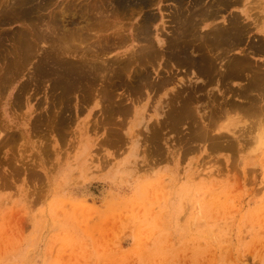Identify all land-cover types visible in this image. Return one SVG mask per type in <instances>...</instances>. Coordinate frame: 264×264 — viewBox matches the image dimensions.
I'll return each instance as SVG.
<instances>
[{"label":"rangeland","instance_id":"rangeland-1","mask_svg":"<svg viewBox=\"0 0 264 264\" xmlns=\"http://www.w3.org/2000/svg\"><path fill=\"white\" fill-rule=\"evenodd\" d=\"M13 1L0 264H264V0Z\"/></svg>","mask_w":264,"mask_h":264},{"label":"bare ground","instance_id":"bare-ground-1","mask_svg":"<svg viewBox=\"0 0 264 264\" xmlns=\"http://www.w3.org/2000/svg\"><path fill=\"white\" fill-rule=\"evenodd\" d=\"M7 1H8V0H7ZM183 1H184V0H183ZM228 1H229V0H228ZM244 1H245V0H244ZM257 1H258V0H257ZM12 2L14 3L13 0H12ZM178 2H179V1H178ZM184 2H185V1H184ZM186 2H187V1H186ZM202 2H203V1H202ZM232 2H233V1H232ZM249 2H250V1H249ZM2 3H3V1H2ZM16 3H18V2H16ZM112 3H113V2H112ZM251 3H252V2H251ZM5 4H6V3H5ZM5 4H4V5H5ZM182 4H183V3H182ZM185 4H186V3H185ZM203 4H204V3H202V5H203ZM237 4H238V3H237ZM246 4H247V3H246ZM249 4H250V3H249ZM260 4H261V3H260ZM263 4H264V3H263ZM28 5H29V4H28ZM76 5H77V4H76ZM186 5H187V4H186ZM197 5H198V4H197ZM224 5H225V4H224ZM2 6H3V5H2ZM67 6H68V5H67ZM95 6H96V5H95ZM184 6H185V5H184ZM222 6H223V5H222ZM222 6H221V7H222ZM232 6H234V5H232ZM248 6H249V5H248ZM7 7H9V6H6V9H7ZM15 7H16V6H15ZM19 7H20V6H19ZM19 7H17V9H18ZM24 7H25V6H24ZM48 7H49V6H48ZM65 7H66V6H65ZM70 7H71V6H70ZM119 7H120V6H119ZM176 7H177V6H176ZM199 7H201V4H199ZM199 7L196 6L195 8H198V9H199ZM202 7H203V6H202ZM257 7H260V6L257 5ZM257 7H256V8H257ZM4 8H5V7H4ZM4 8H3V9H4ZM66 8H67V7H66ZM71 8H72V7H71ZM80 8H81V7H80ZM87 8H88V7H87ZM186 8H187V6H186ZM195 8H194V9H195ZM246 8H248V7H246ZM254 8H255V7H254ZM254 8H253V9H254ZM260 8H261V7H260ZM90 9H91V8H90ZM212 9H213V8H212ZM219 9H220V8H219ZM222 9H223V8H222ZM248 9H249V8H248ZM250 9H251V7H250ZM258 9H259V8H258ZM258 9H257V11H258ZM4 10H5V9H4ZM36 10H37V9H36ZM91 10H92V9H91ZM91 10H89V11H91ZM191 10H192V9H191ZM191 10H190V11H191ZM195 10H196V9H195ZM205 10H206V8H205ZM209 10H210V9H209ZM251 10H252V9H251ZM254 10H255V9H254ZM5 11H6V10H5ZM11 11H12V10H11ZM33 11H34V10H33ZM87 11H88V10H87ZM243 11H244V10H243ZM248 11H249V10H248ZM27 12H28V11H27ZM98 12H99V11H98ZM181 12H182V11H181ZM195 12H196V11H195ZM197 12H198V11H197ZM244 12H245V11H244ZM251 12H252V11H251ZM18 13H19V10H18ZM81 13H82V12H81ZM87 13H88V12H87ZM87 13H86V14H87ZM191 13H193V12H191ZM202 13H203V11H202ZM208 13H209V12H208ZM216 13H217V12H216ZM249 13H250V11H249ZM256 13H257V12H256ZM13 14H14V13H13ZM79 14H80V13H79ZM94 14H95V13H94ZM100 14H101V13H100ZM177 14H178V13L176 12V15H177ZM186 14L188 15V13H186ZM221 14H222V13H221ZM32 15H33V14H32ZM70 15H72V14H70ZM73 15H75V14H73ZM90 15H91V13H90ZM187 15H185V16H187ZM201 15H202V14H201ZM218 15H219V14H218ZM240 15H241V14H240ZM258 15H259V14H258ZM29 16H30V15H29ZM88 16H89V15H88ZM220 16H221V15H220ZM248 16H249V14H248ZM11 17H12V16H11ZM30 17H31V16H30ZM54 17H55V16H54ZM81 17H83V15H81ZM84 17H85V16H84ZM84 17H83V18H84ZM176 17H177V16H176ZM178 17H180V16H178ZM205 17L207 18V16H205ZM254 17H255V16H254ZM2 18H3V17H2ZM14 18H15V17H14ZM20 18H21V17H20ZM43 18H44V17H43ZM64 18H65V17H64ZM183 18H184V17H183ZM193 18H195V17H193ZM196 18L199 19V17H196ZM203 18H204V17L202 16L201 19H203ZM206 18H204V20H205ZM213 18H214V17H213ZM231 18H232V17H231ZM241 18H243V17H240V19H241ZM249 18H250V17H249ZM259 18H260V17H259ZM261 18H263V17H261ZM16 19H17V17H16ZM21 19H22V18H21ZM44 19H45V18H44ZM49 19H53V17H51V18H49ZM185 19H186V18H185ZM201 19H200V20H201ZM216 19H217V18H216ZM58 20H59V19H58ZM58 20H57V21H58ZM68 20H69V19H68ZM83 20H84V19H83ZM176 20H177V19H176ZM179 20H180V19H179ZM181 20H182V19H181ZM195 20H196V19H195ZM210 20H211V19H210ZM213 20H215V18H214ZM245 20H246V19H245ZM255 20H256V18H255ZM262 20H263V19H262ZM65 21H67V20H65ZM76 21H77V20H76ZM174 21H175V20H174ZM177 21H178V20H177ZM205 21H206V20H205ZM216 21H217V20H216ZM237 21H238V20H237ZM250 21H251V20H250ZM258 21H259V20H258ZM70 22H71V21H70ZM228 22H230V20H229ZM256 22H257V21H256ZM259 22H261V21H259ZM23 23H24V22H23ZM43 23H44V22H43ZM57 23H58V22H57ZM73 23H74V22H73ZM150 23H152V22L150 21ZM177 23H179V22H177ZM201 23H202V22H201ZM209 23H210V22H209ZM220 23H221V22H220ZM254 23H255V21H254ZM67 24H68V23H67ZM77 24H78V23H77ZM215 24H217V23H215ZM215 24H214V25H215ZM224 24H225V23H224ZM247 24H248V23H247ZM255 24H256V23H255ZM35 25H36V24H35ZM58 25H60V24H58ZM202 25H203V24H202ZM209 25H210V24H209ZM211 25H212V24H211ZM214 25H213V26H214ZM221 25H222V23H221ZM260 25H261V24H260ZM36 26H37V25H36ZM74 26H75V25H74ZM199 26L201 27V24H200ZM199 26L197 25V27H199ZM213 26H212V28L215 27V26H214V27H213ZM229 26H231V25H229ZM235 26H236V25H235ZM237 26H238V25H237ZM240 26H241V25H240ZM243 26H244V25H243ZM254 26H255V25H254ZM254 26H253V27H254ZM75 27H76V26H75ZM181 27H182V26H181ZM200 27H199V28H200ZM232 27H233V26H232ZM31 28H32V27H31ZM68 28H69V27H68ZM136 28H137V27H136ZM138 28H139V27H138ZM209 28H210V27H209ZM233 28H235V27H233ZM254 28H255V27H254ZM45 29H46V28H45ZM58 29H59V28H58ZM72 29H74V28H72ZM149 29H150V28H149ZM258 29H259V28H258ZM90 30H91V29H90ZM136 30H137V29H136ZM181 30H182V29H181ZM181 30H177V31H181ZM205 30H206V29H205ZM263 30H264V29H263ZM202 31H203V30H202ZM84 32H85V31H84ZM135 32H136V31H135ZM145 32H146V31H145ZM17 33H18V32H17ZM29 33H30V34H33V35H34V34L36 35L37 31H36V33H31V32L29 31ZM51 33H52V32H51ZM61 33H62V32H61ZM88 33H89V32H88ZM138 33H139V32H138ZM147 33H148V32H147ZM161 33H162V32H161ZM246 33H247V32H246ZM249 33H250V32H249ZM20 34H21V33H20ZM64 34H65V33H64ZM136 34H137V33H136ZM171 34H172V33H171ZM171 34H170V35H171ZM185 34H187V33H185ZM205 34H206V33H205ZM66 35H67V34H66ZM193 35H194V34H193ZM245 35H246V34H245ZM247 35H248V34H247ZM21 36H22V34H21ZM28 36H29V35H28ZM42 36H43V35H41L40 38H42ZM70 36H71V35H70ZM133 36H134V35H133ZM138 36H139V35H138ZM149 36H150V35H148V37H149ZM200 36H201V35H200ZM248 36H249V35H248ZM248 36H247V37H248ZM262 36H263V35H262ZM56 37H57V36H56ZM73 37H74V36H73ZM135 37L137 38V36H135ZM193 37H194V36H193ZM196 37H197V36H196ZM205 37H206V36H205ZM219 37H220V35H219ZM228 37H229V36H228ZM40 38H38V39H40ZM71 38H72V37H71ZM117 38H118V37H117ZM130 38H131V37H130ZM130 38H129V39H130ZM139 38H140V37H139ZM151 38H153V37L151 36ZM173 38H174V36H173ZM200 38L202 39V37H200ZM31 39H32V38H31ZM36 39H37V38H36ZM88 39H89V38H88ZM97 39H98V38H97ZM137 39H138V38H137ZM219 39H220V38H219ZM29 40H30V39H29ZM29 40H28V41H29ZM82 40H83V39H82ZM148 40H149V39H148ZM151 40H153V39H151ZM209 40H210V39H209ZM24 41H25V40H24ZM37 41H38V40H37ZM45 41H47V40H45ZM88 41H89V40H88ZM102 41H103V40H102ZM137 41H138V40H137ZM149 41H150V40H149ZM200 41H201V40H200ZM200 41H199V42H200ZM217 41H218V40H217ZM30 42H31V40H30ZM30 42H29L27 45H30ZM51 42H52V41H51ZM113 42H116V41H113ZM117 42H118V41H117ZM165 42H166V41H165ZM197 42H198V41H197ZM212 42H213V41H212ZM218 42H219V41H218ZM92 43H93V42H92ZM143 43H144V42H143ZM145 43H146V45H147V42H145ZM145 43H144V47H145ZM161 43H162V42H161ZM42 44H43V43H42ZM140 44H141V42H140ZM228 44H229V43H228ZM32 45H33V43H32ZM124 45H125V44H124ZM148 45H150V43H149ZM152 45H153V44H152ZM152 45H150V46H152ZM175 45H176V44H175ZM205 45H206V44H205ZM217 45H218V44H217ZM37 46H38V45H37ZM37 46H36V47H37ZM142 46H143V45H142ZM159 46H160V45H159ZM162 46H163V45H162ZM165 46H166V45H165ZM239 46H240V45H239ZM242 46H243V45H242ZM257 46H258V45H257ZM29 47H30V46H29ZM29 47H28V48H29ZM34 47H35V46H34ZM49 47H50V46H49ZM137 47H138V46H137ZM229 47H230V46H229ZM236 47H237V46H236ZM2 48H3V47H2ZM32 48H33V47H32ZM32 48H31V51L33 50ZM139 48H141V47H139ZM139 48H138V50H139ZM155 48H156V47H155ZM232 48H233V47H232ZM243 48H244V47H243ZM34 49H35V48H34ZM50 49H51V48H50ZM99 49H100V48H99ZM101 49H102V48H101ZM152 49H153V48H152ZM152 49L150 48V50H152ZM161 49H162V48H161ZM206 49H208V48H206ZM211 49H212V48H211ZM225 49H226V48H225ZM35 50H36V49H35ZM94 50H95V49H94ZM97 50H98V49H97ZM148 50H149V49H148ZM148 50H147V51H148ZM221 50H222V49L220 48V51H219V52H222ZM248 50H249V49H248ZM248 50H247V52H248ZM31 51H30V53H31ZM53 51H55V50H53ZM95 51H96V50H95ZM95 51H94V52H95ZM139 51H140V50H139ZM142 51H143V50H142ZM158 51H159V50H158ZM189 51H190V50H189ZM206 51H207V50H206ZM223 51H225V50H223ZM228 51H229V50H228ZM228 51H226V52L228 53ZM233 51H234V50H233ZM233 51H232V52H233ZM241 51H243V50H241ZM250 51H251V49H250ZM253 51H254V50H253ZM103 52H104V51H103ZM103 52H102V53H103ZM137 52H138V51H137ZM143 52H144V51H143ZM149 52H151V51H149ZM171 52H172V51H171ZM190 52H191V51H190ZM207 52H209V51H207ZM217 52H218V51H217ZM247 52H246V53H247ZM254 52H255V51H254ZM55 53H56V52H55ZM97 53H98V52H97ZM154 53H155V52H154ZM154 53H153V55H154ZM157 53H158V52H157ZM157 53H156V54H157ZM209 53H210V52H209ZM211 53H212V50H211ZM242 53H244V52H242ZM255 53H256V52H255ZM21 54H22V53H21ZM37 54H38V53H37ZM61 54H62V53H61ZM201 54H202V53H201ZM223 54H224V53H223ZM228 54H229V53H228ZM230 54H231V53H230ZM235 54H236V53H235ZM247 54H248V53H247ZM249 54H250V53H249ZM27 55H28V53H27ZM30 55H31V54H30ZM133 55H136V54H133ZM133 55H132V56H133ZM210 55H211V54H210ZM215 55H216V54H215ZM220 55H222V54H220ZM224 55H226V53H225ZM139 56H140V55H139ZM212 56H213V55H212ZM218 56H219V55H218ZM226 56H228V55H226ZM229 56H230V55H229ZM250 56H251V55H250ZM72 57H73V55H72ZM76 57H77V56H76ZM97 57H98V55H97ZM140 57H141V56H140ZM140 57H138V61L140 60V59H139ZM231 57H232V56H231ZM248 57H249V56H248ZM251 57H252V56H251ZM27 58H28V57H27ZM50 58H51V57H50ZM65 58H66V57H65ZM68 58H69V56H68ZM118 58H119V57H118ZM132 58H134V57H132ZM132 58H131V59H132ZM212 58H214V56H213ZM129 59H130V58H129ZM220 59H221V58H220ZM220 59H219V60H220ZM251 59H252V58H251ZM48 60H49V59H48ZM66 60H67V59H66ZM145 60H146V59H145ZM238 60H239V59H238ZM49 61H50V60H49ZM53 61H54V60H53ZM53 61H52V62H53ZM86 61H87V60H86ZM98 61H99V60H98ZM140 61H141V60H140ZM217 61H218V60H217ZM217 61H216V62H217ZM222 61H223V60H222ZM227 61H228V60H227ZM234 61H235V60H234ZM240 61H241V59H240ZM57 62H58V61H57ZM79 62H80V61H79ZM101 62H102V60H101ZM225 62H226V61H224V62H221V61H220V63H221V64L219 63V64H220V67H221L222 63L225 64ZM229 62H230V61H229ZM47 63H48V61H47ZM84 63H85V62H84ZM97 63H98V62H97ZM99 63H100V62H99ZM170 63L172 64V62H170ZM258 63H259V62H258ZM53 64H54V63H53ZM69 64H70V63H69ZM89 64H90V63H89ZM139 64H140V62H139ZM216 64H217V63H216ZM219 64H218V66H219ZM230 64H231V63H230ZM243 64H245V66H247L246 63H243ZM249 64H251V63H249ZM252 64H253V63H252ZM252 64H251V65H252ZM254 64H255V63H254ZM55 65H56V64H55ZM86 65H87V64H86ZM92 65H93V64H92ZM126 65H128V64H126ZM258 65L261 66V64H258ZM56 66H57V65H56ZM94 66H97V64H95ZM94 66H93V68H94ZM102 66H103V65H102ZM172 66H173V65H172ZM172 66H171V67H172ZM240 66H241V65H240ZM240 66H239V67H240ZM245 66H244V67H245ZM252 66H253V65H252ZM252 66H250V67H252ZM260 66H259V67H260ZM58 67H59V66H58ZM79 67H80V66H79ZM81 67H82V66H81ZM119 67H122V65L119 66ZM126 67H128V66H126ZM126 67H125V69H126ZM171 67H170V68H171ZM220 67H219V69L222 68V67H221V68H220ZM250 67H249V68H250ZM263 67H264V66H263ZM96 68H97V67H96ZM122 68L124 69V66H123ZM122 68H121V69H122ZM128 68H129V67H128ZM223 68H224V66H223ZM58 69H59V68H58ZM74 69H75V68H74ZM76 69H77V68H76ZM76 69H75V70H76ZM83 69H84V68H83ZM83 69H82V70H83ZM98 69H99V68H98ZM213 69H214V68H213ZM213 69H212V70H213ZM240 69H242V66H241ZM245 69H246V67H245ZM255 69H257V68L255 67ZM255 69H254V70H255ZM259 69H260V68H259ZM259 69H258V70H259ZM262 69H263V68H262ZM84 70H85V69H84ZM84 70H83V71H84ZM89 70H90V68H89ZM92 70H93V69H92ZM117 70H118V69H117ZM190 70H192V69H190ZM221 70H222V69H221ZM223 70H224V69H223ZM237 70H238V69H237ZM247 70H248V69H247ZM247 70H245V71H247ZM249 70H251V69H249ZM258 70H257V71H258ZM263 70H264V69H263ZM77 71H79V70H77ZM95 71H96V70H95ZM95 71L93 70V72H95ZM123 71H124V70H123ZM123 71H122V72H123ZM169 71H170V70H169ZM216 71H217V69H216ZM218 71H220V70H218ZM260 71H262V70H260ZM191 72H193V71H191ZM220 72H221V71H220ZM248 72L251 73L250 71H248ZM253 72H254V71H253ZM262 72H263V71H262ZM51 73H52V72H51ZM72 73H73V72H72ZM72 73H71V74H72ZM74 73H75V72H74ZM74 73H73V74H74ZM78 73H79V72H78ZM80 73H81V72H80ZM138 73H139V72H138ZM142 73H143V72H141L140 75H141ZM214 73H215V72H214ZM258 73H259V72H258ZM96 74H97V72H96ZM120 74H121V73H120ZM192 74H193V73H192ZM222 74H223V73H222ZM251 74H252V73H251ZM262 74H263V73H261V75H262ZM34 75H35V74H34ZM39 75H40V74H39ZM56 75H57V74H56ZM116 75H117V74H116ZM126 75H127V74H126ZM131 75H132V74H131ZM134 75H135V74H134ZM140 75H139V76H140ZM220 75H221V74H220ZM256 75H257V74H256ZM261 75H260V76H261ZM41 76H42V75H41ZM54 76H55V75H54ZM59 76H60V75H59ZM91 76H92V75H91ZM95 76H96V75H95ZM127 76H128V75H127ZM165 76H166V75H165ZM171 76H172V75H171ZM189 76H190V75H189ZM221 76H222V75H221ZM244 76H245V75H244ZM249 76H251V75L249 74ZM253 76H254V75H253ZM96 77H98V76H96ZM104 77H105V76H104ZM172 77H173V76H172ZM194 77H195V76H194ZM200 77H201V76H200ZM218 77H219V76H218ZM262 77H263V76H262ZM32 78H33V77H32ZM34 78H35V77H34ZM62 78H63V77H62ZM74 78H75V77H74ZM87 78H88V77H87ZM143 78H144V77H143ZM195 78H196V77H195ZM211 78H212V77H211ZM254 78H255V77H254ZM254 78H253V79H254ZM257 78H258V77H257ZM64 79H65V78H64ZM72 79H73V78H72ZM101 79H102V78H101ZM101 79H100V80H101ZM121 79H124V78H121ZM127 79H128V78H127ZM138 79L140 80V78H138ZM173 79H174V77H173ZM219 79H220V78H219ZM222 79H223V78H222ZM230 79H231V78H230ZM259 79H260V77H259ZM263 79H264V78H263ZM263 79L261 80V82L263 81ZM68 80H69V79H68ZM88 80H89V79H88ZM107 80H108V79H107ZM133 80H134V79H133ZM164 80L166 81L167 79L164 78ZM171 80H172V78H171ZM171 80H170V81H171ZM203 80H204V79H203ZM233 80H234V79H233ZM256 80H257V79H256ZM79 81H80V79H79ZM92 81H93V80H92ZM102 81H103V80H102ZM134 81H135V80H134ZM157 81H159V80H157ZM231 81H232V80H230V82H231ZM239 81H241V80H239ZM35 82H36V81H35ZM86 82H87V80H86ZM86 82H85V83H86ZM107 82H108V81H107ZM124 82H125V81H124ZM144 82H146V81H144ZM160 82H161V81H160ZM167 82H168V81H166V83H167ZM173 82H174V81H173ZM214 82H215V81H214ZM214 82H212V83H214ZM228 82H229V81H228ZM163 83H164V82H163ZM163 83H162V85H163ZM170 83H171V82H170ZM215 83H216V82H215ZM215 83H214V84H215ZM231 83H232V82H231ZM36 84H37V83H36ZM86 84H87V83H86ZM86 84H85V85H86ZM95 84H96V83H95ZM129 84H130V83H129ZM139 84H140V83H139ZM145 84H146V83H145ZM145 84L143 83V84H140V85H141V86H142V85L145 86ZM216 84H219V83H216ZM85 85H84V86H85ZM92 85H94V84H92ZM156 85L158 86V84H156ZM160 85H161V84H160ZM162 85H161V87H162ZM204 85H205V83H204ZM256 85H257V84H256ZM68 86H69V85H68ZM73 86H74V85H73ZM125 86H126V85H125ZM133 86H134V85H133ZM147 86H148V85H147ZM163 86H164V85H163ZM183 86H184V85H183ZM201 86H202V85H201ZM257 86H258V85H257ZM257 86H256V87H257ZM259 86H260V85H259ZM262 86H263V85H262ZM54 87H55V86H54ZM70 87H71V86H70ZM76 87H77V86H76ZM79 87H80V86H79ZM86 87H87V86H86ZM93 87H94V86H93ZM187 87H188V86H187ZM189 87H190V86H189ZM202 87H203V86H202ZM222 87H223V86H222ZM224 87H226V86H224ZM66 88H67V87H66ZM87 88H88V87H87ZM87 88H85V89H87ZM164 88H165V87H164ZM226 88L228 89V87H226ZM260 88H261V87H260ZM262 88H263V87H262ZM81 89H82V88H81ZM83 89H84V88H83ZM85 89H84V90H85ZM93 89H94V88H93ZM126 89H127V88H126ZM161 89H162V88H161ZM221 89H222V88H221ZM257 89H258V88H257ZM263 89H264V88H263ZM263 89H262V91H263ZM66 90H67V89H66ZM68 90H70L69 87H68ZM76 90H77V89H76ZM84 90H83V91H84ZM128 90H129V89H128ZM148 90H150V89H148ZM162 90H163V89H162ZM180 90H181V89H180ZM180 90H179V91H180ZM194 90H195V89H194ZM205 90H206V89H205ZM223 90H225V89H223ZM228 90H229V89H228ZM228 90H227V91H228ZM232 90H233V89H232ZM240 90H242V89H240ZM255 90H256V89H255ZM80 91H82V90H80ZM80 91H79V92H80ZM94 91H95V89H94ZM154 91H156V88H155ZM158 91H159V90H158ZM177 91H178V90H177ZM225 91H226V90H225ZM230 91H231V90H230ZM230 91H229V92H230ZM251 91H252V89H251ZM262 91H261V92H262ZM77 92H78V91H77ZM95 92H96V91H95ZM95 92H94V93H95ZM135 92H136V91H135ZM187 92H188V91H187ZM194 92H195V91H194ZM204 92H205V91H204ZM256 92H257V91H256ZM259 92H260V91H259ZM65 93H66V92H65ZM68 93H69V91L67 92V95L70 94V93H69V94H68ZM75 93H76V92H75ZM90 93H91V91H90ZM105 93H106V92H105ZM137 93H138V92H137ZM184 93H185V92H184ZM202 93H203V92H202ZM251 93H253V91H252ZM251 93H250V94H251ZM262 93H263V92H262ZM60 94H61V93H60ZM91 94H92V93H91ZM107 94H108V93H107ZM109 94H110V93H109ZM109 94H108V95H109ZM197 94H198V93H197ZM197 94H196V95H197ZM253 94H254V93H253ZM253 94H252V95H253ZM67 95H66V96H67ZM134 95H135V94H134ZM143 95H144V94H143ZM176 95H177V94H176ZM210 95H212V94L210 93ZM238 95H239V94H238ZM254 95H255V94H254ZM256 95H257V93H256ZM104 96H107V95H104ZM155 96H156V95H155ZM171 96H172V95H171ZM261 96H262V95H261ZM85 97H86V96H85ZM173 97H174V96H173ZM178 97H180V96H178ZM182 97H183V95H182ZM226 97H227V96H226ZM226 97H225V98H226ZM98 98H99V97H98ZM110 98H111V97H110ZM110 98H109V99H110ZM115 98H116V97H115ZM135 98H136V97H135ZM221 98H222V97H221ZM223 98H224V97H223ZM225 98H224V99H225ZM243 98H244V97H243ZM258 98H259V97H258ZM173 99H174V98H173ZM175 99H176V98H175ZM177 99H178V98H177ZM61 100H62V98H61ZM103 100H104V99H103ZM106 100H107V99H106ZM110 100H111V99H110ZM212 100H213V99H212ZM221 100H222V99H221ZM226 100H228V99H226ZM254 100H255V99H254ZM64 101H65V100H64ZM101 101H102V100H101ZM108 101H109V100H108ZM108 101H107V102H108ZM171 101H172V100H171ZM177 101H178V100H177ZM179 101H180V100H179ZM217 101H218V100H217ZM246 101H247V100H246ZM261 101H262V100H261ZM66 102H67V101H66ZM110 102H111V101H110ZM172 102H173V101H172ZM191 102H192V101H191ZM214 102H215V101H214ZM233 102H234V100H233ZM258 102H260V101H258ZM178 103H179V102H178ZM180 103H181V102H180ZM230 103H231V102H230ZM62 104H63V103H62ZM220 104H221V103H220ZM224 104H225V102H224ZM249 104H250V103H249ZM255 104H256V103H255ZM255 104H254L253 106L256 107ZM259 104H260V103H259ZM116 105H118V104H116ZM103 106H104V105H103ZM120 106H121V105H120ZM185 106H186V105H185ZM212 106H213V105H212ZM215 106H216V105H215ZM219 106H220V105H219ZM228 106H229V105H228ZM241 106H242V105H241ZM243 106H244V105H243ZM248 106H249V105H248ZM113 107H114V106H113ZM226 107H227V106H226ZM244 107H245V106H244ZM262 107H263V106H262ZM231 108H233V107H231ZM256 108H257V107H256ZM108 109H110V108H108ZM116 109H117V108H116ZM116 109H115V110H116ZM120 109H121V108H120ZM218 109H219V108H218ZM218 109H217V111H218ZM229 109H230V108H229ZM233 109H235V108H233ZM258 109H259V108H258ZM122 110H123V109H122ZM181 110H182V109H181ZM193 110H194V109H193ZM193 110H192V112H194ZM215 110H216V109H215ZM259 110H260V109H259ZM106 111H107V113H108V110H106ZM106 111H105V112H106ZM111 111H114V110H111ZM117 111H118V110H117ZM177 111H178V110H177ZM219 111H220V110H219ZM249 111H250V110H249ZM249 111H248V112H249ZM109 112H110V111H109ZM188 112H189V111H188ZM214 112H215V111H214ZM220 112H221V111H220ZM114 113H115V112H114ZM114 113H113V115H114ZM117 113H118V112H116V114H117ZM122 113H123V112H122ZM125 113H126V112H125ZM174 113H175V112H174ZM211 113H212V112H211ZM251 113H253V112L251 111ZM262 113H263V112H262ZM191 114H192V113H191ZM213 114H214V113H213ZM213 114H212V115H213ZM108 115H109V113H108ZM186 115H187V114H186ZM223 115H224V114H223ZM110 116H111V115H110ZM110 116H109V117H110ZM176 116H177V115H176ZM180 116H182V115H180ZM190 116H191V115H190ZM190 116H189V117H190ZM215 116H216V114H215ZM219 116H221V115L219 114ZM178 117H179V116H178ZM183 117H184V116H183ZM217 117H218V115H217ZM227 117H228V116H227ZM194 118H195V116H194ZM212 118H213V117H212ZM218 118H219V117H218ZM186 119H187V118H186ZM214 119H215V118H214ZM215 120H216V119H215ZM171 121H172V120H171ZM174 121H175V120H174ZM174 121H173V122H174ZM213 121H214V120H213ZM180 122H181V121H180ZM182 122H183V121H182ZM211 122H212V120H211ZM211 122H210V123H211ZM217 122H218V121H217ZM182 124H183V123H182ZM214 124H215V122H214ZM203 128H204V127H203ZM172 129H173V128H172ZM201 129H202V128H201ZM208 129H209V127H208ZM208 129H206V130H208ZM196 130H197V129H196ZM198 130H199V129H198ZM198 130H197V132H198ZM203 130H205V129H203ZM209 130H210V129H209ZM209 130H208V131H209ZM199 131H200V130H199ZM210 131H211V130H210ZM198 133H199V132H198ZM206 133H207V132H206ZM220 133H221V132H220ZM260 133H261V132H260ZM194 134H195V133H194ZM210 134H211V133H209V135H210ZM221 136H222V133H221ZM221 136H220V137H221ZM44 137H45V136H44ZM150 137H151V136H150ZM209 137H210V136H209ZM216 137H217V136H216ZM253 137H254V136H253ZM122 138H123V137H122ZM206 138H208V137H206ZM214 138H215V135H214ZM224 138H225V137H224ZM237 138H238V137H237ZM120 139H121V138H120ZM152 139H154V138H152ZM155 139H156V138H155ZM201 140H202V139H201ZM205 140H206V139H205ZM211 140H212V138H211ZM217 140L220 141V138H217ZM217 140H216V141H217ZM259 140H262V144L264 145V133L260 135ZM114 141H115V140H114ZM207 142H208V141H207ZM209 142H210V141H209ZM212 142H215V141L212 140ZM217 143H218V142H217ZM157 151H159V150H157ZM158 156H159V155H158Z\"/></svg>","mask_w":264,"mask_h":264}]
</instances>
